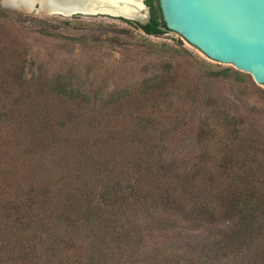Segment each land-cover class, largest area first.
<instances>
[{
  "label": "trees",
  "instance_id": "1",
  "mask_svg": "<svg viewBox=\"0 0 264 264\" xmlns=\"http://www.w3.org/2000/svg\"><path fill=\"white\" fill-rule=\"evenodd\" d=\"M145 2L147 23L120 18L150 35L168 32L159 0ZM0 15L3 32L27 16L1 5ZM10 44L0 48V90L14 77L0 93V200L8 201L0 237L17 238L16 248L40 236L56 264H264V134L245 131L236 105L209 100L200 152L180 161L170 153L181 127L171 75L145 78L138 93L87 92L71 75L50 79L30 69L27 78L26 60ZM153 50L171 59L189 54ZM203 71L231 75L210 64ZM131 96L158 101L115 124ZM147 237L154 245L141 256Z\"/></svg>",
  "mask_w": 264,
  "mask_h": 264
},
{
  "label": "rangeland",
  "instance_id": "2",
  "mask_svg": "<svg viewBox=\"0 0 264 264\" xmlns=\"http://www.w3.org/2000/svg\"><path fill=\"white\" fill-rule=\"evenodd\" d=\"M3 3L6 2L0 0L1 7L27 15L17 21L10 20L14 25L10 32H3L2 26H5L6 19L0 15V48L12 41L11 44L22 52L21 60H26L27 78L32 77L30 69L36 75L44 74L50 79L57 75H71L75 87L80 86L87 92L101 91L108 94L128 88L138 93L145 78L162 73L171 75L173 82L168 85L177 93L172 100V108L180 112L181 127L175 135L170 153L173 152L180 161L200 152L199 129L202 119L208 114L206 104L209 100V104L218 100L229 103L231 107L236 105L245 131L264 134V90L260 84L254 79L239 80L232 68L229 77L219 75L209 78L203 71L208 64L215 69L227 67L211 62L172 31L150 35L117 16L79 14L64 17L41 14L35 9L30 10L32 7L16 6L18 9ZM155 44L185 48L189 54L179 59H171L167 55L161 57L153 50ZM8 57L14 61L13 57ZM13 81L14 77L10 75L6 87L0 93L6 96ZM157 101V98H151L145 102L131 96L125 104L128 107L121 110L115 124L126 125L130 121L125 111L133 109L140 114L144 104L151 106ZM55 103L53 100L52 106L57 107ZM159 104L167 107L169 103L160 101ZM14 122L12 118L8 119V123ZM9 167L6 164V168ZM5 202L8 201H3V198L0 200V225L6 222L3 217L6 208H2ZM0 239V264H56L50 261L44 238L40 236H29L23 245L18 244L16 248L17 238H10L9 241L2 237ZM150 241L151 238L147 237L141 246V256L154 245Z\"/></svg>",
  "mask_w": 264,
  "mask_h": 264
},
{
  "label": "water",
  "instance_id": "3",
  "mask_svg": "<svg viewBox=\"0 0 264 264\" xmlns=\"http://www.w3.org/2000/svg\"><path fill=\"white\" fill-rule=\"evenodd\" d=\"M32 1L30 10L41 14L111 15L142 24L151 17L144 0H52L42 10L41 3L48 0ZM159 5L169 31L211 62L245 73L244 79H254L264 90V0H159Z\"/></svg>",
  "mask_w": 264,
  "mask_h": 264
},
{
  "label": "bare ground",
  "instance_id": "4",
  "mask_svg": "<svg viewBox=\"0 0 264 264\" xmlns=\"http://www.w3.org/2000/svg\"><path fill=\"white\" fill-rule=\"evenodd\" d=\"M3 1H5L6 3L15 4V6H18L21 8H31L33 5L32 0H3ZM48 2H52V0L46 1L45 4H44V1L41 3V10L45 7L46 4H48Z\"/></svg>",
  "mask_w": 264,
  "mask_h": 264
},
{
  "label": "flooded vegetation",
  "instance_id": "5",
  "mask_svg": "<svg viewBox=\"0 0 264 264\" xmlns=\"http://www.w3.org/2000/svg\"><path fill=\"white\" fill-rule=\"evenodd\" d=\"M144 2H145V0H144ZM146 3V2H145ZM150 13H151V9H150ZM150 20V19H149Z\"/></svg>",
  "mask_w": 264,
  "mask_h": 264
}]
</instances>
